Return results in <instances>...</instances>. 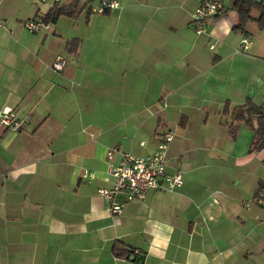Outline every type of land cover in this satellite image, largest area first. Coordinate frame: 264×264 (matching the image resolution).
I'll return each instance as SVG.
<instances>
[{"label":"crops","instance_id":"obj_1","mask_svg":"<svg viewBox=\"0 0 264 264\" xmlns=\"http://www.w3.org/2000/svg\"><path fill=\"white\" fill-rule=\"evenodd\" d=\"M71 1L0 0V109L23 119L0 125V264H264V139L254 147L232 116L264 100L259 10L243 33L224 0L197 33L201 0H119L104 13L75 0L76 16L25 29ZM168 130L166 172L183 184L111 213L97 192L113 183L107 150L147 155Z\"/></svg>","mask_w":264,"mask_h":264},{"label":"built area","instance_id":"obj_2","mask_svg":"<svg viewBox=\"0 0 264 264\" xmlns=\"http://www.w3.org/2000/svg\"><path fill=\"white\" fill-rule=\"evenodd\" d=\"M119 5V0H100L98 4L92 6V10L102 13L107 9H115ZM223 7L224 0H201L200 5L194 9L192 17L196 32H204L205 20L219 14ZM23 25L29 32H37L41 30L44 24L41 20L28 19ZM210 47L213 48V45H210ZM248 47L249 40L243 37L238 49L246 51ZM65 63L66 61L63 58L58 57L53 62L52 67L54 70H61ZM262 108L264 109V100ZM22 123L23 119L11 112L9 107L0 109V125L17 130ZM174 136L175 134L171 130L164 132L155 150L147 155L120 152L119 160L114 161V154L117 148L114 147L107 150V172L113 183L111 187L99 188L97 192L108 201L111 213L120 214L126 202L144 199L149 190L173 191L183 184L181 173L170 174L166 172L167 151ZM119 194H123L124 198L117 199ZM254 200L264 207V188L258 190ZM248 204L247 201L246 205ZM132 253L141 255L137 248H133ZM133 264H144V261L138 257Z\"/></svg>","mask_w":264,"mask_h":264},{"label":"trees","instance_id":"obj_3","mask_svg":"<svg viewBox=\"0 0 264 264\" xmlns=\"http://www.w3.org/2000/svg\"><path fill=\"white\" fill-rule=\"evenodd\" d=\"M231 7L236 10L239 15V22L233 28L236 31H241L245 33L244 24L247 20L251 19L250 14L253 8L259 10V15L255 17L259 28L264 27V5L262 2L256 0H231ZM82 6L77 1H71L67 4H62L60 6H53L52 9L46 14L45 18L41 21L46 24L56 20L61 15H68L71 17L76 16L81 10ZM91 9V7H90ZM106 12V11H104ZM103 12V13H104ZM233 120L236 122H245L248 126L252 127L254 130V141L253 146L256 147L259 140L264 139V109L262 107L255 106L253 103L247 102L242 106H237L233 110ZM252 116H255L257 119L256 127L253 126ZM263 142V141H262ZM120 247L118 245L114 246L116 254H120Z\"/></svg>","mask_w":264,"mask_h":264},{"label":"rangeland","instance_id":"obj_4","mask_svg":"<svg viewBox=\"0 0 264 264\" xmlns=\"http://www.w3.org/2000/svg\"><path fill=\"white\" fill-rule=\"evenodd\" d=\"M256 1H258V2H262V4L264 5V2L263 1H259V0H256ZM200 3H201V1H200ZM200 3L198 4V6L200 5ZM253 9H256V8H253ZM192 17H193V14H192ZM205 27V26H204Z\"/></svg>","mask_w":264,"mask_h":264}]
</instances>
